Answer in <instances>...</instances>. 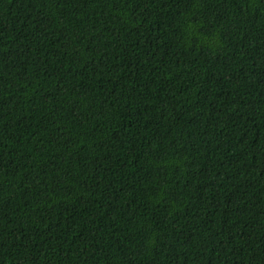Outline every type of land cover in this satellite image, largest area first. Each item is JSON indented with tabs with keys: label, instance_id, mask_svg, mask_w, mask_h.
Here are the masks:
<instances>
[{
	"label": "trees",
	"instance_id": "1",
	"mask_svg": "<svg viewBox=\"0 0 264 264\" xmlns=\"http://www.w3.org/2000/svg\"><path fill=\"white\" fill-rule=\"evenodd\" d=\"M0 264H264V0H0Z\"/></svg>",
	"mask_w": 264,
	"mask_h": 264
}]
</instances>
